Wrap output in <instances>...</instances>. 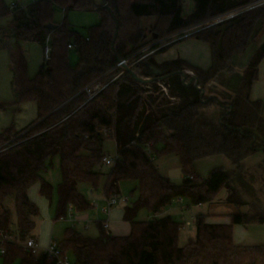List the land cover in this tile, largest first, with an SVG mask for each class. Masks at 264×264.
I'll use <instances>...</instances> for the list:
<instances>
[{"label":"trees","instance_id":"trees-1","mask_svg":"<svg viewBox=\"0 0 264 264\" xmlns=\"http://www.w3.org/2000/svg\"><path fill=\"white\" fill-rule=\"evenodd\" d=\"M193 1L194 9L184 15L186 0H103L101 4L96 0H35L24 9L13 11L5 0H0V22L8 19L5 25L0 24V36L16 41L12 62L17 104L34 101L37 107V117L28 126L18 130L11 125L0 132V230L10 233L11 213L3 208L10 195L15 197L21 234L26 237L34 227L31 215L38 214L39 209L29 198V187L40 181L39 193L51 199L54 188L42 172L56 157L62 181L58 185L55 220L66 218L70 206L78 210L89 208L91 205L76 182L98 187L103 174L95 167L106 157L103 141L114 137L118 156L103 192L109 199L118 198L119 182H137L139 196L124 208L123 214L131 229L127 235H113L99 222V234L92 237L66 227L57 243L76 264H264V244L241 245L233 238L235 225L264 224V211L255 204L254 214H227L228 223L208 222L207 215H198L195 237L184 245H179L182 223L172 215L136 220L140 209L160 214L177 198H187L192 205L207 204L228 189L230 199L234 195L230 183L237 173L219 166L203 178L195 171L196 162L223 155L238 165L264 151L262 101L250 98L264 59V41L249 59L232 100H220L200 89H205L222 70L231 72L234 55L244 53L256 41L264 30V4L184 38L210 45L212 65L207 69L181 58L158 63L156 53H139L149 44L256 0ZM57 6L65 13L74 9L97 11L100 21L88 28L85 37L68 24L66 16L62 22L54 20ZM150 17L156 20L150 29L152 37L146 41L142 19ZM49 24L56 27L50 28ZM48 36L51 59L30 77L20 43L44 45ZM71 49L79 57L75 66L69 62ZM130 57L131 61H138L129 70L121 73V68H115ZM173 75L184 76L191 86L197 82L200 88L177 104L165 98L162 102L166 101L167 106L159 105L154 113L144 104L151 101L149 96L154 89L144 82ZM94 83L102 89L92 96L86 88ZM211 105L220 107V120L203 112ZM135 117L137 130L131 129ZM147 144L155 160L168 154L179 158L184 175L180 184L161 173L145 150ZM0 249L5 252L3 264L57 263L46 254L34 255L16 241H2Z\"/></svg>","mask_w":264,"mask_h":264},{"label":"rangeland","instance_id":"rangeland-1","mask_svg":"<svg viewBox=\"0 0 264 264\" xmlns=\"http://www.w3.org/2000/svg\"><path fill=\"white\" fill-rule=\"evenodd\" d=\"M5 1L9 6L15 2L18 5V9H24L35 0ZM96 2L97 4H101L103 0H96ZM193 5L194 1L188 0L184 5V11L188 12V10L194 7ZM65 16L68 24L85 37L88 35V28L98 24L100 21V14L97 11L74 9L65 13L61 7H55L54 20L56 22H62ZM7 20V18L1 19L0 24L5 25ZM155 20V17L142 19V26L146 29V41L150 40L152 37L150 29L155 23ZM216 22L215 24H218V21ZM205 26L206 25H203V27ZM203 27L197 26L191 28L192 30L191 32L189 30L187 36ZM168 38L169 37L163 40L168 41ZM263 41L264 30L260 32L256 41L251 43L244 53L234 55L232 59L233 70L231 72L222 70L211 80H214L212 83H227L229 79V85H234L237 89L242 78V67L248 64L249 59L257 50L258 45ZM20 45L28 62L29 76L34 77L40 66L44 63L43 45L37 42H21ZM15 48L16 41L14 39H4L0 36V132L11 125H14L18 130L23 129L37 117V107L34 101H25L17 104L16 73L12 62ZM164 52L160 58L172 60L181 58L206 69L212 65V50L210 45L195 38H187L173 44ZM142 54L144 55L145 53ZM68 57L70 64L75 66L79 58L77 51L75 49L69 50ZM131 62L133 63V61ZM144 84L152 86L154 89V92H151V96H149L151 101L149 102L148 100L144 102L147 107L153 109L152 111L154 113L158 112L157 108L159 105H161V107L167 106L168 103L166 101L162 102L165 98L177 104L184 98L188 100L189 96L191 94L195 95L198 89V87L190 85L191 81L185 82L183 76L181 77L179 75L169 76L163 80L158 78L156 81L144 82ZM229 89H231V87H229ZM217 90L218 89L214 87L211 95L217 96ZM251 91L252 100L262 101V113L264 115V59L259 67L258 79L253 84ZM135 99L137 101L138 97ZM203 112L213 119L220 120V107L218 105L207 106L203 109ZM137 128V118L135 117L131 124V129L137 130ZM103 149L106 156L110 159L117 158L118 144L114 137L104 138ZM260 156L263 157V161L259 158ZM154 163L161 173L168 176L173 183L180 184L182 182L184 175L181 171L179 158L176 155H163L157 158ZM235 165L236 164L227 157L219 155L212 159L205 158L198 160L195 164V171L201 177L205 178L212 168L223 166L227 170L237 171ZM244 165L248 168L238 172L231 180L230 184L234 195L230 199H228L230 196L228 189H223L219 193L216 202L204 204L202 207L192 205L187 198H183V201L180 203L177 198L168 204L160 214H156L157 216L170 214L180 223L185 224L184 228L180 229L179 245H184L190 238L195 237V219L200 214H204L205 212H208V214H219L214 216L204 214L210 219L226 218L228 217L226 216L227 213L254 214V204L264 211V151L261 150L250 159H247ZM251 166H254V168L250 169L249 167ZM112 167L113 164H106L103 162L95 167L96 171L103 174L97 188L92 187L89 183L84 181L76 182V187L89 201L91 205L89 208L86 210H78L70 206L68 207L66 218L55 220L58 204V185L62 181V173L59 158H54L52 165L42 172V176L53 185L54 189L51 199L39 193L41 186L40 181H36L29 187V198L36 203L39 213L31 215L34 227L29 231L26 237H24L20 231L14 195H10L4 200L3 208L9 209L11 213V238L24 246L28 239L35 237L38 244L37 249L40 251L45 249L53 240L59 242L64 236L65 228L69 226L86 235L95 237L99 234L98 223L106 220L111 226L109 229L111 234L112 232H118L120 235L129 234L131 226L129 222L123 219L122 213L126 206H131L138 198V184L134 180L119 182V203L114 204L111 207L110 213L107 214L104 209L108 207V198L104 195L103 186L108 179V174ZM70 208H73V216H70ZM153 217L154 213L152 211L147 208H142L139 210L136 220L149 221L152 220ZM112 226H115L116 229H112ZM241 226L245 231L250 233L251 228H247L250 224ZM68 255L73 259L70 253ZM0 264H3V257L1 255ZM13 264H18V261H15ZM257 264L263 263L259 261Z\"/></svg>","mask_w":264,"mask_h":264},{"label":"built area","instance_id":"built-area-1","mask_svg":"<svg viewBox=\"0 0 264 264\" xmlns=\"http://www.w3.org/2000/svg\"><path fill=\"white\" fill-rule=\"evenodd\" d=\"M261 4H264V0H256V1L250 3V4L246 5V6H243L241 8H238V9H236L234 11L229 12V13L220 15V16H218L216 18H213V19H211V20H209V21H207L205 23L199 24L197 26H202L203 27V25H206L205 27H207V26H210V25H213V24L217 23L216 21H218V23L223 22L225 20H228V19L236 16L237 14H239L240 12H242L243 10H247V9H249L251 7H255V6H258V5H261ZM10 9L12 11L18 9L17 3L13 2L10 5ZM197 26H194V27H197ZM189 30L191 32L192 29L189 28L187 30H183L182 33L181 32L176 33V34H174V36L172 35V37L189 33ZM69 48H72V45H69ZM51 56H52V46H51V43H50V37L48 36L46 38V40H45L44 45H43L44 63H47L48 61H50ZM131 58L132 57H130V58L126 59V60H123L115 68H121L122 69V72L121 73L129 70L131 68V66L135 62L138 61L137 60V61H135V62L132 63L131 62ZM114 69H112V70H114ZM112 70H110L109 72H111ZM86 89H87V91H88L89 94H91L92 96H94V95H96L102 89V87H101L100 84L94 83L93 85H90ZM145 150L148 153V155H150L152 157V160H155L154 156H152L151 146L147 144V146L145 147ZM115 160L116 159H110L109 157L106 156V157L103 158L102 162L103 163H106V164H114L115 163ZM117 203H119V199L118 198H110V199L108 198V207H106L104 209V211L107 214H109L110 213V210H111V207L114 204H117ZM103 226H104L105 229H108V227H109L108 221L104 222L103 223ZM183 228H184V226H181V229H183ZM5 240L14 241L11 238V235H10V233H8V231H6V230H0V242L5 241ZM24 247H25V249L31 250V252L34 255H37L38 256L40 254H46L49 257H52V258L56 259V261H57L56 264H76L74 262V260L69 257L68 253H64L62 251V249L59 247L58 243L56 241H54V240L51 241L49 243V245L45 249H42L40 251H39V249H37V247H38L37 240L34 239V238L28 239L25 242ZM4 254H5L4 250L3 249H0V255L3 256Z\"/></svg>","mask_w":264,"mask_h":264},{"label":"crops","instance_id":"crops-1","mask_svg":"<svg viewBox=\"0 0 264 264\" xmlns=\"http://www.w3.org/2000/svg\"><path fill=\"white\" fill-rule=\"evenodd\" d=\"M187 2H188V0H186L185 4ZM193 6L195 7V4ZM194 7L191 10H188V12L184 11V15H187L188 13H190L194 9ZM181 33H182V31H181ZM187 34L188 33L182 34L179 37L178 36H175V37L170 36L168 38V41L167 40H165V41L164 40L163 41L161 40V41L154 42L152 44H149L145 48H143L139 53H145L143 56H147V55H149L151 53H156L155 54V59H156V61L158 63H162V62H165V61L172 60V59H163V58H160V57L163 55V52L166 51V49H168L170 46H172L173 44H176L178 42H181V41L185 40L184 38L187 36ZM180 39H183V40H180ZM154 46H156V47L154 49H152V47H154ZM166 46H168V47L164 51L158 52L161 48H164ZM232 67H233V65H232ZM246 67H247V65L242 67L241 76L243 75V72H244V70H245ZM204 69H206V68H204ZM212 82H214V80L208 82L207 85H206V87H205V94L206 95H211V93H213L212 89L214 87H216L218 89L216 91L217 92V94H216L217 96L216 97H218L220 100H223V101H230V100H232V98L234 97L237 89H236V86H234V85L233 86H230L229 85V79L227 80V83H223L222 82L220 84H213ZM229 87H231V89H229ZM211 96H213V95H211ZM250 98H251V94H250ZM262 115H263V113H262ZM263 117H264V115H263ZM253 156H251V157H253ZM214 157H209V158H206V159H210V158L212 159ZM251 157H249L247 159H250ZM259 158L263 161V157L262 156H260ZM247 159L244 160L241 164H238V165L236 164L235 165L236 166L235 168L237 169V171H233V172L238 173V172H240L242 170H246L248 167L247 166L245 167L244 162H246ZM249 168L250 169H253L254 166H251ZM229 192L231 194V191H229ZM182 201H183L182 199H179V202L180 203ZM216 201H217V199H215L212 203H214ZM203 205L204 204L196 205V207H202ZM70 211H71V215L70 216H73V213H72L73 208H71ZM123 214H124V210H123V213H122V217H123ZM204 214L213 215V216L214 215H219V214H208V212H205ZM227 214H226V216H228ZM155 217H158V216L156 214H154V217L153 218H155ZM206 220L208 222H214V223H228V222H230V217L228 216V217L223 218V219H210V218L207 217ZM106 221H104V222H106ZM104 222H101V223L103 224ZM108 225H109V227L106 230L109 232V229L111 228V226H110L109 223H108ZM182 226H185V224L183 223ZM114 228H115V226H112V229H114ZM247 228H251L250 233H248L247 231H245L241 225H235L234 226L233 238H234L235 243L241 244V245H260V244H264V230H263L264 224H252V225L250 224V226L247 227ZM109 233L111 234V232H109ZM112 234H114V235H120L118 232H115V233L112 232ZM33 238H35V237H33Z\"/></svg>","mask_w":264,"mask_h":264},{"label":"water","instance_id":"water-1","mask_svg":"<svg viewBox=\"0 0 264 264\" xmlns=\"http://www.w3.org/2000/svg\"><path fill=\"white\" fill-rule=\"evenodd\" d=\"M48 26H49L50 28H54V27H56V25H54V24H49ZM155 72H158V71L155 70ZM183 78H184V76H183ZM149 80H151V78H149V79H141V81H149ZM195 86L198 87L197 82L195 83ZM198 88H200V87H198ZM200 89H201V91H202L203 93H205V89H204V88H200Z\"/></svg>","mask_w":264,"mask_h":264}]
</instances>
